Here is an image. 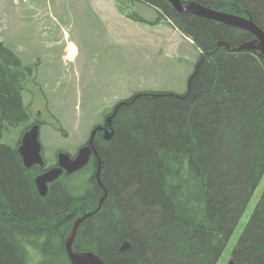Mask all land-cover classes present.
<instances>
[{
    "label": "trees",
    "instance_id": "1",
    "mask_svg": "<svg viewBox=\"0 0 264 264\" xmlns=\"http://www.w3.org/2000/svg\"><path fill=\"white\" fill-rule=\"evenodd\" d=\"M112 1L132 21L167 20L200 53L185 92L132 95L112 118V137H95L107 194L82 224L88 230L79 232L75 250L107 264H216L264 173V61L256 51L230 50L253 38L243 29L177 12L166 0ZM135 1L155 9L156 20L139 16ZM183 1L250 16L264 30V0ZM220 41L230 48L216 47ZM33 78L0 38V264H28L34 253L41 255L36 264L67 260L60 244L44 250L46 233L13 230L25 221L32 229L53 226L69 199L55 190L39 196L34 178L43 168H25L18 143L2 141L3 132L32 125L23 94ZM96 190L76 197L78 213L96 208ZM124 240L128 251L119 249ZM231 257L264 264V189Z\"/></svg>",
    "mask_w": 264,
    "mask_h": 264
},
{
    "label": "rangeland",
    "instance_id": "2",
    "mask_svg": "<svg viewBox=\"0 0 264 264\" xmlns=\"http://www.w3.org/2000/svg\"><path fill=\"white\" fill-rule=\"evenodd\" d=\"M133 9L148 22L157 18L147 3L135 1ZM167 22L126 19L112 0H0L1 40L37 67L31 105L45 116L39 140L47 166L58 150L75 155L115 101L137 92H185L198 50ZM32 94H23L24 104ZM20 135L9 129L2 141L19 144ZM89 170L68 179L73 197L95 187ZM263 189L264 173L216 264L230 260Z\"/></svg>",
    "mask_w": 264,
    "mask_h": 264
},
{
    "label": "water",
    "instance_id": "3",
    "mask_svg": "<svg viewBox=\"0 0 264 264\" xmlns=\"http://www.w3.org/2000/svg\"><path fill=\"white\" fill-rule=\"evenodd\" d=\"M171 4L173 9L177 12L190 13L192 15L203 17L206 19L214 20L222 24L234 26L240 29H243L249 32L253 39L247 42L240 44L236 48L231 50L241 51V50H254L264 61V30L257 25L250 16L242 17L233 13L222 12L210 7H206L198 2H184L183 0H166ZM224 46L230 48L229 44L220 41L217 43V47ZM138 95V94H137ZM136 96V95H135ZM126 101H122L119 104H124ZM117 105L113 112L107 116L105 124L110 126V121L114 116L117 108ZM101 129L100 126L95 127L89 136L88 142L86 145L79 148L74 157L66 152H58L57 154V166L47 169L42 174H39L35 177L34 182L37 189V192L40 196L44 197L47 194L48 186L47 184L51 181L56 180L62 172L65 170L66 173H73L82 169L89 161L90 156L97 155L96 147L93 143L94 135L96 130ZM113 135V129H105L104 139L109 140ZM41 143L39 141V125L33 124L30 126L21 136L20 144L17 147L18 153L22 159V163L26 168L32 167L34 165L43 166L44 160L41 155ZM101 158L98 157V170L96 172L95 178L100 186H102L99 172L101 168ZM103 194L99 199L98 206L88 213L83 214L75 219L71 231L69 232L66 241H65V250L68 256V259L71 264H107L99 255L90 252H76L73 251V240L76 235V231L85 219L94 215L100 208L103 199L105 198L107 191L103 187ZM132 247V244L129 240H124L120 245V251H128ZM227 264H236L233 259H230Z\"/></svg>",
    "mask_w": 264,
    "mask_h": 264
},
{
    "label": "flooded vegetation",
    "instance_id": "4",
    "mask_svg": "<svg viewBox=\"0 0 264 264\" xmlns=\"http://www.w3.org/2000/svg\"><path fill=\"white\" fill-rule=\"evenodd\" d=\"M20 59H21V57L19 56V55H17ZM21 61H22V63L24 64V65H27V66H31L32 67V73L35 75L36 74V66H34L33 64H25L24 62H23V60L21 59ZM35 85H37L38 86V84L35 82V80H29V81H27L26 83H25V85H24V94H25V92H27V91H29L31 94L33 93L34 94V96H32L31 98H30V100H31V102L30 103H25L26 104V106L28 107V109H29V111H30V114H31V116H32V120H33V123H38L39 125H40V127L42 126V124H43V122L41 121V119H43V118H45V116L44 117H42V115H43V112H42V110H37V111H35L34 112V110H33V106L31 105V103H33V101H34V98H35V92L36 91H34L32 88H34V87H32V86H35ZM36 88H38V87H36ZM38 91V90H37ZM41 92V90H39V93ZM32 94V95H33ZM40 95H41V97L43 98V100L45 101V97H44V95L42 94V93H40ZM122 101H124V99L123 100H117V101H115L111 106H110V110H108V112H106V113H103L102 114V117H101V120H100V123H98V124H96L95 126H93L92 128H91V131L93 130V128H95V127H97V126H100L101 127V129H98V130H96V132H95V136H94V139H95V137L96 136H98V137H100V139L101 140H104V141H106L105 139H104V131H105V129H109V127H111L112 128V126H111V124H112V119H111V121H110V126H107L106 124H105V122H106V118H107V116L108 115H110L112 112H113V110H114V108L117 106V105H119V107H120V102H122ZM118 109V108H117ZM48 115L47 116H49V113H47ZM46 115V114H45ZM113 118V117H112ZM90 131V132H91ZM87 141H88V138H87ZM87 141L85 142V144H83V145H86V143H87ZM19 142H20V139H19ZM83 145H81V146H83ZM80 146V147H81ZM80 147H78L77 148V151H78V149L80 148ZM96 150H97V155H91L90 156V159H89V162H88V164L86 165V166H84L82 169H80V170H78V171H76V172H73V173H66V171L64 170L63 172H62V174L56 179V180H54V181H51V182H49L48 183V193H47V195L46 196H48V194L51 192V191H53V190H55V191H62V192H64L66 195H67V197L69 198L68 199V203H67V207H66V209H69L67 212H64V213H60V214H58L57 215V217H55V218H57V220L54 222V225L53 226H44V227H36L35 229H32L30 226H29V223L28 222H18L16 225L17 226H15L14 228H13V230L14 231H16V232H23V233H31V232H40V233H46V237L41 241V243H42V245H43V248H44V246H47V248L49 249V248H57L58 247V245L60 244L62 247H63V249H64V253H65V256H66V261H62L61 259H59V261H58V263L57 264H71L70 263V261H69V259H68V256H67V253H66V250H65V241H66V238H67V236H68V234H69V232L71 231V228H72V226H73V223H74V221H75V219L77 218V217H79V216H82L83 214H85L86 212H82V213H78L79 212V208H82V206L81 207H79V206H75V204H76V197H73L72 195H71V186L70 187H66V183L68 182V179L69 178H72V177H75V175L76 174H81L82 172H86L89 168H90V170H91V172H90V170H89V179H88V181L90 182V183H93V186H95L93 189L94 190H98V191H100V196H99V198L98 199H100V197H101V195L103 194V188H102V186L104 187V185L102 184V186H100L99 184H98V182H97V180H96V178H95V175H96V172H97V170H98V157H100V154H99V151H98V149L96 148ZM59 151H62V150H58V151H56L55 152V155H54V162L51 164V165H49V166H45L44 168H43V171L42 172H44V171H46L47 169H49V168H51V167H56L57 166V154H58V152ZM77 151H76V153H77ZM18 152V151H17ZM76 153H75V155H76ZM19 155V154H18ZM75 155H73V156H71V157H74ZM42 156H43V154H42ZM19 157H20V155H19ZM101 158V157H100ZM43 159H44V162L46 161V159L44 158V156H43ZM102 160V159H101ZM20 161H21V163H22V159H21V157H20ZM102 172H103V162H101V168H100V172H99V176L101 177L102 176ZM96 188V189H95ZM89 189V188H88ZM86 189L85 190V192H89L90 190H92V189ZM96 190V191H97ZM46 196H44V197H46ZM98 205V204H97ZM91 211V210H90ZM98 212V211H97ZM97 212L95 213V214H97ZM15 215V214H14ZM16 216V215H15ZM11 216L10 217V219L12 220V219H14V220H19L18 218H19V216ZM93 216V215H92ZM91 216V217H92ZM90 218V217H89ZM88 219V218H87ZM87 219H85L84 221H86ZM63 220H68V222H71V225L68 227V228H65V227H63V224H64V221ZM84 221L83 222H81V224L79 225V227H78V229H77V231H76V235H75V237H74V240H73V244H72V247H73V251H76V252H83V251H90V252H93V251H91V250H75V243H76V241L78 240V234H79V232L81 231V230H88V228H81V226H82V224H84ZM62 224V225H61ZM57 225H59V226H57ZM56 234V239L54 238V237H52L51 235L52 234ZM48 234V235H47ZM29 247V246H28ZM44 250H45V248H44ZM93 253H95V252H93ZM95 254H97V253H95ZM36 257H35V256ZM34 255L33 254H31V256H30V260H29V263H30V261L31 260H33L34 259V261H35V263L34 264H36L37 263V261L38 260H40L41 259V255L39 256V258H38V255L36 254V253H34ZM50 255H53V254H51L50 253ZM98 255V254H97ZM100 256V255H99ZM101 257V256H100ZM102 258V257H101ZM28 263V264H29Z\"/></svg>",
    "mask_w": 264,
    "mask_h": 264
},
{
    "label": "bare ground",
    "instance_id": "5",
    "mask_svg": "<svg viewBox=\"0 0 264 264\" xmlns=\"http://www.w3.org/2000/svg\"><path fill=\"white\" fill-rule=\"evenodd\" d=\"M191 2V1H190ZM205 6V5H204ZM206 7H208V6H206ZM211 8V7H210ZM213 9V8H212ZM216 10H218V9H216ZM218 11H221V10H218ZM222 12H226V11H222ZM228 13H231V12H228ZM233 14H235V13H233ZM236 15H238V14H236ZM239 16H241V15H239ZM242 17H244V16H242ZM210 20V19H209ZM214 21V20H213ZM217 22V21H216ZM226 25V24H225ZM234 27V26H233ZM253 39V38H252ZM251 39V40H252ZM250 41V40H249ZM225 42V41H224ZM247 42V41H246ZM227 43V42H226ZM244 43V42H243ZM242 44V43H241ZM240 45V44H239ZM238 45V46H239ZM230 46V45H229ZM238 46H236V47H238ZM217 47V46H216ZM236 47H234V48H236ZM232 48H230V50H231ZM232 51H236V50H232ZM241 51H244V50H241ZM252 51H254V50H252Z\"/></svg>",
    "mask_w": 264,
    "mask_h": 264
}]
</instances>
